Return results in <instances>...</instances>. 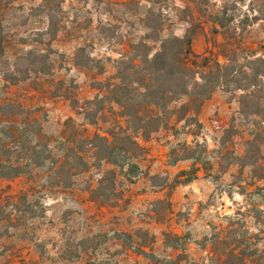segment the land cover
<instances>
[{
    "label": "rangeland",
    "instance_id": "374dc122",
    "mask_svg": "<svg viewBox=\"0 0 264 264\" xmlns=\"http://www.w3.org/2000/svg\"><path fill=\"white\" fill-rule=\"evenodd\" d=\"M0 33V105L33 110L54 138L66 128L88 136L113 126L108 105L96 124L84 111L97 110L92 102L114 82L119 60L142 40L155 52L159 36L192 34L199 63L228 41L240 56L264 57V0H0ZM31 50L50 54L51 73L6 82ZM241 93L216 90L199 115L202 129L173 118L152 134L138 160L141 174L133 182L120 176L124 196L116 207L89 201L95 168L70 188L49 187L36 170L0 181L7 193L28 191L44 212L0 238V264H170L179 256L180 264H221L223 247L250 254L247 264H264V159L252 166L235 158L252 131L261 134L264 157V129L240 113ZM196 142L197 166L207 170L186 181L179 175L193 160L171 164L170 152Z\"/></svg>",
    "mask_w": 264,
    "mask_h": 264
},
{
    "label": "trees",
    "instance_id": "16d2710c",
    "mask_svg": "<svg viewBox=\"0 0 264 264\" xmlns=\"http://www.w3.org/2000/svg\"><path fill=\"white\" fill-rule=\"evenodd\" d=\"M154 41L159 43L155 52L146 40L131 46V51L118 62L114 82L105 83V94L92 102L97 110L84 111L85 119L96 124L97 112L108 105L114 116L113 126L104 134L81 136L75 128H66L60 138H54L44 132L43 123L33 110L15 101L1 104L0 181L35 176L36 170L42 171L49 187L70 188L76 177L95 168L96 183L85 188L89 201L116 207L124 196L120 176L133 182L141 174L138 160L147 154L145 143L152 134L167 128L173 118L177 123L183 122L184 128L194 125L202 129L199 118L202 108L220 88L241 91L240 113L254 117V124L264 129L263 56H240L236 48L229 47L232 42L228 41L217 55L205 56L199 63L194 59L192 34L159 36ZM3 53L0 33V55ZM51 65L49 53L31 50L18 59L15 70L5 75L4 80L13 85L29 79L31 73L49 74ZM260 136L252 131L244 155L235 156L242 165L255 166L264 159ZM199 146L198 142L194 146L184 143L182 153L170 152L171 164L193 160L190 170L180 172L179 176H185L186 181L196 179L202 168L207 170L205 166H197L201 162L196 156ZM104 165L110 168L104 169ZM260 178L264 179V173ZM8 187H0V238L10 234V229L26 226L28 220L44 214L38 202L28 200V191L21 189L10 194ZM220 251L221 264H247L250 255L234 248L223 247ZM180 257L170 264H180Z\"/></svg>",
    "mask_w": 264,
    "mask_h": 264
}]
</instances>
